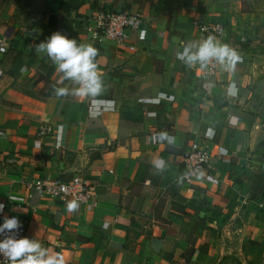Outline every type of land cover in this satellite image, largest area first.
Instances as JSON below:
<instances>
[{
	"label": "crops",
	"instance_id": "crops-1",
	"mask_svg": "<svg viewBox=\"0 0 264 264\" xmlns=\"http://www.w3.org/2000/svg\"><path fill=\"white\" fill-rule=\"evenodd\" d=\"M99 8L141 15L134 50L88 31ZM197 15L221 23L218 40L241 57L205 85L176 56L202 40ZM57 31L98 49L101 94L55 95L75 85L60 83L35 46ZM2 36L0 216L25 218L24 236L71 264H264V9L243 10L242 0H0ZM207 130L225 153L190 185L181 151ZM158 132L173 140L153 142ZM73 174L94 185L87 203L28 185Z\"/></svg>",
	"mask_w": 264,
	"mask_h": 264
},
{
	"label": "clouds",
	"instance_id": "clouds-1",
	"mask_svg": "<svg viewBox=\"0 0 264 264\" xmlns=\"http://www.w3.org/2000/svg\"><path fill=\"white\" fill-rule=\"evenodd\" d=\"M38 54L46 55L62 74L60 83L70 81L74 88L58 87L54 89L55 95L63 96L73 94L81 97L97 96L104 89L101 70L96 63L98 49L90 43H78L76 39L69 38L60 32H53L45 41L35 46ZM177 59L187 67L199 65L205 68L211 61H215L222 70L232 72L236 63L241 59L240 54L229 45L221 43L215 36L209 35L199 42L189 41L178 51ZM233 85L228 86L230 95H235ZM150 139L153 142L168 141L170 137L166 132L155 133ZM153 167L162 170L165 161L155 158ZM15 200V197H9ZM77 205L70 203L68 208L75 209ZM5 204L0 202V213H3ZM21 223L17 216H0V256L6 258L7 264H64L59 254H52L41 243L32 237L18 235ZM8 233V235H3ZM3 264V261H0Z\"/></svg>",
	"mask_w": 264,
	"mask_h": 264
},
{
	"label": "built area",
	"instance_id": "built-area-1",
	"mask_svg": "<svg viewBox=\"0 0 264 264\" xmlns=\"http://www.w3.org/2000/svg\"><path fill=\"white\" fill-rule=\"evenodd\" d=\"M142 23V17L138 13L128 10L96 9L89 17L88 31L94 37H102L114 42L119 47L129 50L135 49L136 33ZM193 31L198 33L202 39L209 35L217 39L222 37L223 25L221 23H207L199 16L191 20ZM7 43L5 37H0V54L6 52ZM183 50V47L181 51ZM185 67H187L185 65ZM219 65L211 61L205 68L199 65L189 68L193 77L202 84L214 81ZM91 111V108H90ZM48 129L39 127L38 134L45 135ZM169 144L170 142L167 141ZM225 153V149L214 141L211 133L207 131L201 139H192L181 151L179 168L180 178L190 185L203 181L212 170V158L219 157ZM30 187L39 191L41 197L63 201L69 199L76 203H87L94 195V185L87 183L81 176L73 174L70 176L59 175L57 177H45L30 181ZM16 216V215H8ZM21 223L18 235L24 236L27 220L17 216ZM3 235H8L5 233ZM56 254H59L56 252ZM0 261L7 264L6 258L0 256ZM64 264H71L64 260Z\"/></svg>",
	"mask_w": 264,
	"mask_h": 264
},
{
	"label": "rangeland",
	"instance_id": "rangeland-1",
	"mask_svg": "<svg viewBox=\"0 0 264 264\" xmlns=\"http://www.w3.org/2000/svg\"><path fill=\"white\" fill-rule=\"evenodd\" d=\"M242 9L261 11L264 9V0H242Z\"/></svg>",
	"mask_w": 264,
	"mask_h": 264
}]
</instances>
